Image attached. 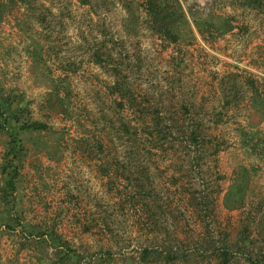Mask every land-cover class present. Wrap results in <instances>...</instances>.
<instances>
[{
    "label": "rangeland",
    "instance_id": "rangeland-1",
    "mask_svg": "<svg viewBox=\"0 0 264 264\" xmlns=\"http://www.w3.org/2000/svg\"><path fill=\"white\" fill-rule=\"evenodd\" d=\"M143 1L42 0L48 22L35 26L34 39L46 49L35 56L13 11L0 23V87L53 130L19 134L22 163L15 190H5L10 135L0 129V264H220L225 251L230 264H264V112L251 100L253 82L264 94V0H179L187 19L177 43L157 33ZM30 15L22 16L35 25ZM197 26L211 34L202 38ZM99 51L109 64L96 62ZM123 81L176 133L172 158L136 149L132 165L122 164L154 197L150 226L110 165L128 143L121 129L131 110L116 89ZM180 113L186 122L176 126ZM191 130L214 143L194 146ZM97 139L107 154H98ZM243 171L247 205L230 211L225 195ZM181 176L197 211L176 192ZM53 232L68 256L48 241ZM147 248L160 254L145 259Z\"/></svg>",
    "mask_w": 264,
    "mask_h": 264
},
{
    "label": "trees",
    "instance_id": "trees-1",
    "mask_svg": "<svg viewBox=\"0 0 264 264\" xmlns=\"http://www.w3.org/2000/svg\"><path fill=\"white\" fill-rule=\"evenodd\" d=\"M42 0H0V23H3L7 19L6 15L11 13L9 16L16 18L15 27L17 31L21 34L24 31L30 35V40L32 41V46L34 49V56L38 53H42L46 48L45 44H41L40 40H35L34 36L38 29L37 26L45 25L47 21V16L43 12V8H46L45 4L41 2ZM40 2V3H39ZM85 4L88 3V0H84ZM146 11V15L149 19V22L156 29L165 40L177 43L180 41V31L179 24L184 23L187 19L186 15H178V9L180 8L179 0H144L142 3ZM21 12L20 17H18L17 12ZM24 12V14H22ZM30 13L31 20L35 18V25L32 23L29 24L22 15ZM6 16V17H5ZM8 16V17H9ZM5 18V19H4ZM31 22V21H30ZM36 26V27H35ZM30 27V30L28 28ZM198 32L202 35V38L206 39L207 34H211L208 26H197ZM15 29V30H16ZM227 30H232V27L229 26ZM31 31V33H29ZM33 32V33H32ZM96 62L100 65L109 64V57H105V54L101 51L95 54ZM255 89V97H252V101L257 104H260L264 112V94L262 91L257 88L255 82L252 83ZM258 85V84H257ZM116 89L121 93L122 97L126 101L118 102L119 106L124 108L128 105L130 111V117L122 123V133L127 137L128 143L124 147L122 152L116 151L113 156V162L110 161V165L115 167L117 173L120 172L124 180H127L130 184L129 189L131 190L129 198H131L130 203H136V205L141 207L142 211L146 215V221L148 226L155 224L151 217L152 212L154 211V206H151L150 202L154 200L153 195H142V190L144 186L139 183L138 180H133L128 174L127 171L122 169V164L132 165L131 159L135 155V150L143 149L147 157L158 159H170V154L167 150L169 143H172V139L176 138V133L173 130V127L168 125L165 121V118L161 115L160 111H153L152 105L150 103L139 102L137 97L133 95L131 89H125V82L123 81L120 85H116ZM126 91V94H123L122 91ZM61 93V88L58 91ZM62 104L65 105L64 99L61 100ZM30 108L28 105L21 106V103L16 104L11 95L6 94V91L0 87V129L2 131H7L10 135V140L6 148V152L3 158L2 168V177L5 181V187H9L11 190H15L16 181L18 179V168L19 164L22 163L23 158V145L22 141L18 138L20 133H43V132H52V128L47 124L33 121L30 118ZM184 120V116L180 113V117L175 120V125L178 126V121ZM186 122V121H185ZM190 143L194 146L211 144L210 139L208 140V135L202 133V131H190L187 132ZM208 140V141H207ZM95 141V140H94ZM93 141V142H94ZM254 139L251 138L250 142H253ZM95 147L98 150V154L103 156L107 154L109 147L103 144L101 139H97ZM248 143V142H247ZM246 143V144H247ZM255 148H258L254 144ZM110 151V149H109ZM111 153V152H110ZM98 158L102 160V157ZM107 158V157H106ZM122 160L123 163L120 161ZM105 161V160H104ZM254 169V168H253ZM243 179H241L240 184H237L236 188H231L225 195L224 204L225 208L230 211L242 210L247 205V189L249 188L250 173L248 171H243ZM183 175V174H182ZM134 184H133V183ZM185 181V177L181 176L178 179H175L176 192L187 196V208L192 210H198L195 202L197 198L193 196L188 197V190L193 186ZM8 188V189H9ZM194 189V188H193ZM191 190V189H190ZM155 192V191H154ZM188 194V195H187ZM6 197V196H5ZM4 197V198H5ZM199 205V203H198ZM180 211V209H177ZM43 237L45 235H42ZM48 241L50 240L53 247L57 248L58 251L65 252V256L69 255V248L63 242L62 238L57 235L55 232L50 235H46ZM66 248V251H64ZM159 255L158 249L151 252L149 248L143 251V257L148 259L151 255ZM168 258L170 260H178L179 255H175L172 252L168 253ZM223 259L220 261V264H230L228 256L229 252L225 251L223 253ZM157 257V256H156Z\"/></svg>",
    "mask_w": 264,
    "mask_h": 264
}]
</instances>
